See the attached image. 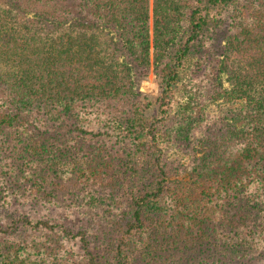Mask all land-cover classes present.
<instances>
[{"label":"trees","instance_id":"16d2710c","mask_svg":"<svg viewBox=\"0 0 264 264\" xmlns=\"http://www.w3.org/2000/svg\"><path fill=\"white\" fill-rule=\"evenodd\" d=\"M189 212L264 264V0H0V264H195Z\"/></svg>","mask_w":264,"mask_h":264},{"label":"rangeland","instance_id":"374dc122","mask_svg":"<svg viewBox=\"0 0 264 264\" xmlns=\"http://www.w3.org/2000/svg\"><path fill=\"white\" fill-rule=\"evenodd\" d=\"M224 38H225V34L223 33L217 36V38L215 39V43L212 46L213 49L207 52L208 56L212 57L213 59L217 57V55L221 52L225 44ZM195 61L196 60H194L193 62ZM198 67L193 66L192 68H187L186 72L184 73L185 74L184 77L182 78L181 82H179V84L175 88L174 96L177 98L178 101H182L185 98V95H186L185 89H187L189 85L188 77L190 78L189 75L196 76L198 74V70H197ZM224 84L226 86L227 83H224ZM141 86L145 87V90H141L140 89ZM139 90L141 92V96L139 98L142 101V106L145 108V113L148 115L156 113L157 99L159 97V87H158V81L156 79V75L153 72L151 67L146 77L140 79ZM234 107H235L234 103L228 104L222 101L221 99L216 100V102L214 103H208L206 106L208 111H210V115L212 116L219 115V113H222V111H224L225 109L234 108ZM48 210L53 211V210H59V209L48 208ZM43 211H45L44 207L39 208V212H43ZM179 216H181L182 218H184V220H186L185 224L187 228L191 230L192 234H198V239L200 242L199 243L200 252L192 253V255L195 254V259L193 262L195 264H199L200 262L203 261L202 264H214V261H213L214 257L212 254L215 251V247L217 246L219 242H216L213 244L211 242L212 237L210 236L212 235L215 236V234L213 233L212 235L210 234V236H208L206 231H204L203 229L201 230L202 222H200V218L196 217L195 214L189 212L188 214L185 213ZM173 217L174 219L177 218L174 215ZM177 222H180V221H177ZM217 238H220V236L217 235ZM202 249H204V251H202ZM184 264H186V260L184 261ZM189 264H192V263L189 261Z\"/></svg>","mask_w":264,"mask_h":264},{"label":"water","instance_id":"95a60500","mask_svg":"<svg viewBox=\"0 0 264 264\" xmlns=\"http://www.w3.org/2000/svg\"><path fill=\"white\" fill-rule=\"evenodd\" d=\"M140 89H141V90H145V87L141 86Z\"/></svg>","mask_w":264,"mask_h":264}]
</instances>
